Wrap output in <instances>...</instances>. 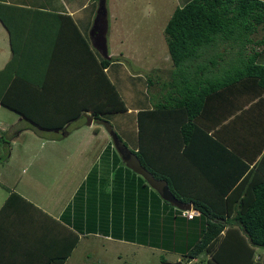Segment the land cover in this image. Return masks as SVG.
I'll list each match as a JSON object with an SVG mask.
<instances>
[{"label":"crops","instance_id":"obj_1","mask_svg":"<svg viewBox=\"0 0 264 264\" xmlns=\"http://www.w3.org/2000/svg\"><path fill=\"white\" fill-rule=\"evenodd\" d=\"M109 1L110 6L113 7L115 0H105L107 20L105 38L109 32L110 16L114 20L111 35L117 36V30L130 32L131 30L124 26L126 25L124 19L132 17V12L134 15L139 12L140 6L134 5V2L130 0H116L120 1L122 11L120 7V12H115L109 8ZM169 1L171 0H154L153 5L149 1L146 8L150 6L155 8L154 5L157 4L159 11H162L163 4ZM0 3L16 5L23 9L50 11L70 17L42 16L21 20L20 25L23 27L21 34L14 30L17 35L19 34L20 39L16 44L18 57L13 66L19 73L28 75L25 79L20 78L22 84L19 82L21 90L30 93V98H27L25 104H29L30 99H34L38 89L33 83V76L29 77L34 74H46L45 78L48 80L46 84L50 83V89L69 90L74 95L73 97H77L76 87L73 85L70 87L71 80L77 79L75 75L78 73H92L94 69L91 65L84 66L81 63L80 59L87 56L82 52L80 39H85L93 48L89 30L97 8V1L0 0ZM144 10L146 17L151 16L150 9L144 8ZM12 25L16 26L15 20ZM118 26L124 27L118 29ZM116 41L120 42L119 36ZM259 58L263 63L264 51L261 52ZM9 59L8 35L0 23V68ZM53 75H59V78L50 81ZM248 85L246 89H241V85L228 87V101L224 105L219 102L217 91L208 95L204 101H200L194 112L192 110L190 113V103L184 101L180 113L174 110L173 113L166 114V117H182L183 121L177 125L175 120H167L165 129L169 128L171 133L175 134L181 126L182 143L186 144L184 150L187 149L190 154L200 152L198 156L194 154L190 156V166L193 168L188 170L189 173L184 169L182 179L187 177L190 179L191 174L198 172L202 180L205 179V184L212 189L216 187L217 192L227 185H232L225 194V199L230 202L240 198L239 190H234L238 182L230 179L242 166L238 162H247L250 168L253 165L250 159L255 155L256 144L260 136L264 137V92L258 98L256 95L249 96L254 91V86ZM151 94V97L160 96L157 88L155 91L152 90ZM243 96H247L244 102L240 99ZM38 98L40 99L39 94ZM61 102L62 105L71 103L64 99ZM38 103L42 104L41 101ZM153 103L154 100L147 108H151ZM228 111V114H223ZM89 113L85 112L86 115ZM15 114L17 117H9L12 125L5 135L3 132L5 127H0V137L7 141L3 149L4 154L0 158V264H105L110 252L115 255L116 261H119L124 249L133 250L134 247L136 250L145 247L151 251L176 255L171 261L162 257L163 261H167L166 264H176L180 261L181 256L177 253L124 240L127 239L126 237L123 239L112 237L115 233L124 236L131 235L135 230L131 223L136 222L140 217L157 216L159 205L156 206L157 199L142 193L138 187L130 189L125 183H119L124 175L119 174L118 178L117 176L115 178L116 167L112 164L113 150L110 133L99 130V126L95 130L92 119L84 117L86 122L83 124L86 129L80 132L77 144L72 149L74 151L71 150L62 158L56 159L58 158L56 150L63 149L60 140L69 134H73L74 138L78 136V133L70 132L69 124L72 121L78 122L81 117L66 123L64 130H50L51 136L52 133L55 135L61 134L62 131L66 133H62L63 138L58 139L51 136L42 138L31 128L37 125ZM185 117H194L190 126ZM233 117H238V119H233ZM1 118L5 119V117ZM1 124L2 121H0V126ZM47 132L49 130L45 131L46 135ZM26 135L28 139H38L37 148L28 146L27 142L25 143L26 140L21 139ZM165 135L168 134L165 132ZM190 136L196 139L193 145L187 142V137ZM167 139L170 140L169 135ZM33 140H29V143L36 142ZM20 141L24 142L20 145ZM249 146L252 147L248 148ZM257 158L258 156H255L254 159ZM35 160L41 161V164L44 163L37 174L30 170ZM120 160L124 163L121 157ZM130 168L136 177H143L149 190L157 191L160 199L173 208L179 211L191 210L194 216L198 215L190 202H181L172 198L166 184L144 172L137 162ZM229 181L231 183L227 184ZM37 185H41L40 190L33 192L32 186ZM11 193H17L29 204L17 197L9 198ZM151 200L155 207L147 215ZM176 216L181 215L176 214ZM149 225L150 229L156 233L159 224L150 220ZM112 245L121 246L119 252L113 250ZM69 247L71 249L68 251ZM256 251L262 252L258 249ZM62 257L65 258L60 263ZM205 259L199 254L195 260L204 264ZM127 262L128 264H139L132 262V256H129L127 261L121 259V263ZM141 264H148V262H141Z\"/></svg>","mask_w":264,"mask_h":264},{"label":"trees","instance_id":"obj_2","mask_svg":"<svg viewBox=\"0 0 264 264\" xmlns=\"http://www.w3.org/2000/svg\"><path fill=\"white\" fill-rule=\"evenodd\" d=\"M182 1L183 5L172 9L163 26V38L171 64L167 77L160 82L146 79L148 86L158 83L160 92L149 109L125 106L108 74L109 67L117 60L109 55L108 59L102 57L83 38H79L80 45L87 57L80 59L81 63L94 69L92 73H78L75 75L77 79L71 80L70 87H76L77 97H73L69 90L50 89V83L46 84V74H34L29 77L33 76V83L39 90L34 99L25 104L30 93L21 90L20 78L25 79L28 75L19 73L13 66L18 57L16 44L20 39L14 30L21 34L23 27L20 24L27 18L70 17L0 3V23L7 32L10 46V59L0 68V104L37 125L31 128L42 138L51 136L52 129L64 130L66 123L79 117H90L95 124H101L109 131L115 178L119 174L124 175L119 183H125L130 189L138 187L142 193L157 199L156 206L159 205L157 216L140 217L131 223L135 228L131 235L115 233L113 238L126 237L124 240L177 253L181 259L176 264H195L201 253L207 256L204 264H264V251H256L264 250V137L260 136L256 144L250 168L247 162H238L242 166L230 179L238 182L234 190H239L240 198L230 202L225 199V194L232 185L217 192L216 187L212 189L205 184V179L202 180L198 172L191 174L190 179H182L183 170L189 173L188 170L193 168L190 156H198L200 152L190 154L187 149L184 150L186 144L182 143L181 126L175 134L169 128L165 129L167 120L173 119L176 124L183 121L182 117H166V114L174 110L180 113L184 101L190 103L191 113L200 101L217 91L219 102L224 105L228 101V87L233 85L246 89L248 84H252L254 91L249 96L256 95L257 98L264 92V62H259V56L264 51V1ZM13 20L16 26L12 25ZM52 78L50 81L59 78V75ZM246 98L243 96L240 99L244 102ZM62 99L71 103L62 105ZM87 111L90 112L88 115L85 114ZM120 113L133 114L124 129L114 127L107 119ZM185 120L190 126L194 117H185ZM46 130H49L47 135ZM62 133H52L51 137L60 139ZM0 142L7 144L2 137ZM187 142L193 145L196 139L190 136ZM3 154V149H0V158ZM255 156H258L256 160ZM136 162L144 172L164 182L173 198L190 202L198 215L185 219L179 209L160 199L157 191L149 190L143 177H136L130 170ZM12 197L29 204L17 193H11L9 198ZM150 204L147 215L155 207L152 200ZM150 220L159 224L156 233L150 229ZM64 258L59 262L62 263ZM162 259L161 264H166Z\"/></svg>","mask_w":264,"mask_h":264},{"label":"rangeland","instance_id":"obj_3","mask_svg":"<svg viewBox=\"0 0 264 264\" xmlns=\"http://www.w3.org/2000/svg\"><path fill=\"white\" fill-rule=\"evenodd\" d=\"M134 2V5L140 6L139 12L134 13L132 12V17H128L124 19L126 27L131 31L128 32L126 30H117L116 35L120 37V42L116 41L117 36L111 35L112 30V22H114L113 18L110 16L109 18V32L106 36V44H107V54L111 56L113 59L117 61L113 63L108 69V74L112 81L115 83L117 90L124 100L125 106L127 108H140L151 106L152 100L155 98L152 96V90H159V84L152 83L148 86L146 79L149 78L152 82L165 79L167 77V72L171 68L170 61L168 59V55L166 52V46L163 38V26L165 21L167 20L169 14L171 13L172 9L175 7H180L183 5L182 0H171L169 2H165L163 10L159 11V7L155 4V8L150 6L147 7V3L151 1V5H153L154 0H130ZM111 2L109 1L108 6L111 8L112 11L120 12V7L122 11V6L120 1L117 2L115 0L114 6H110ZM120 4V5H119ZM166 4V5H165ZM133 6V4H132ZM145 9H150L149 12L151 16L148 15L147 17L144 15ZM153 14V16H152ZM155 16V17H154ZM139 19V20H138ZM134 22V24H133ZM124 26H118V29H122ZM125 27V29H126ZM119 33V34H118ZM258 37V34H257ZM120 53V57H119ZM114 55V56H113ZM261 62V59L259 60ZM130 111V110H129ZM128 111V112H129ZM131 114L120 113L117 115H112L107 117L108 121L114 126L118 127L119 129H124L126 127V122L132 118ZM1 117H5L2 119ZM9 117H17V115L12 112L8 108H3L0 106V121L2 124L0 127L4 128L5 133L12 125L11 120ZM86 118L81 117L78 122L72 121L69 125L71 128L70 132L78 133V136L74 138L73 134H69L65 138L61 139L63 149H57V157L56 159L62 158L63 155L70 153V151L75 147L77 144V140L79 139V134L85 128ZM84 123V124H83ZM14 124V122H13ZM94 127L99 126V130L105 131L109 133L101 124H93ZM124 125V126H123ZM92 124L89 126L91 128ZM14 128V126H12ZM69 128V127H68ZM67 128V129H68ZM69 128V129H70ZM80 128V129H75ZM120 134V133H119ZM28 136H24L21 139L26 140L28 146H35L38 147V139L32 138L28 139ZM5 139V138H4ZM3 139V141H5ZM29 140H33L36 142L29 143ZM7 142V141H5ZM24 141H20V145ZM1 143V142H0ZM19 145V146H20ZM5 145L0 144V149H4ZM34 148V150H35ZM74 150H72L73 152ZM39 152V151H38ZM44 165L41 164V161H34V163L30 166V170L33 171L34 174H37ZM41 185L32 186L31 190L33 192H37L40 190ZM113 243V242H111ZM113 246V250L118 251L121 249V246L115 247ZM259 250V249H258ZM133 252L132 255H130ZM264 251V250H260ZM125 255H127L125 257ZM201 258H206V254L201 253ZM129 256H132V262H148V264H160L161 258H165L167 260H174L176 255H172V253H163L160 251H151L147 248H139L138 250L133 248H126L121 253V259L126 260ZM181 259V257H179ZM121 259L116 261L115 255L111 252L108 254V258L105 264H124L121 263ZM199 259V258H198ZM196 264H201L197 260ZM165 263L167 261H164ZM125 264H128L125 263Z\"/></svg>","mask_w":264,"mask_h":264},{"label":"water","instance_id":"obj_4","mask_svg":"<svg viewBox=\"0 0 264 264\" xmlns=\"http://www.w3.org/2000/svg\"><path fill=\"white\" fill-rule=\"evenodd\" d=\"M107 29L105 0H97V8L89 30L92 47L104 58L108 59L105 33ZM163 194V193H162ZM172 197V196H171ZM173 198V197H172ZM188 208V205H186Z\"/></svg>","mask_w":264,"mask_h":264},{"label":"built area","instance_id":"obj_5","mask_svg":"<svg viewBox=\"0 0 264 264\" xmlns=\"http://www.w3.org/2000/svg\"><path fill=\"white\" fill-rule=\"evenodd\" d=\"M180 214H181L182 216H184L186 219H190V218H192V216L194 215L193 211H191V210H182V211L180 212Z\"/></svg>","mask_w":264,"mask_h":264},{"label":"clouds","instance_id":"obj_6","mask_svg":"<svg viewBox=\"0 0 264 264\" xmlns=\"http://www.w3.org/2000/svg\"><path fill=\"white\" fill-rule=\"evenodd\" d=\"M183 210H186V209H183ZM182 210H180V212H181Z\"/></svg>","mask_w":264,"mask_h":264}]
</instances>
